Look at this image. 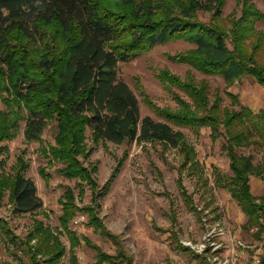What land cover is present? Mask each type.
Returning <instances> with one entry per match:
<instances>
[{
    "label": "trees",
    "instance_id": "16d2710c",
    "mask_svg": "<svg viewBox=\"0 0 264 264\" xmlns=\"http://www.w3.org/2000/svg\"><path fill=\"white\" fill-rule=\"evenodd\" d=\"M248 3L244 0L242 16L226 28L225 0H0V89L6 85L15 97H5L7 110H0V149L4 140L18 134L20 120L26 119L29 139H40L54 120L58 144L45 152L66 163L63 173L67 176L96 185L92 170L79 159L80 154H87L88 129L97 140L160 142L180 148L184 166L199 168L196 149L171 123L198 131L208 127L214 140L225 138L224 148L231 159L232 173L223 175L217 170V183L227 187L246 214L244 226L257 227L262 237L264 193L254 192L251 179L253 175L264 178V107L256 112L246 105L240 109L223 106L219 94L211 98L207 82L185 80L166 68L159 73L162 81L184 89L190 100L176 95L179 107L159 108L168 121H157L141 116L137 95L120 77L121 62L159 43L185 40L195 46L173 55L175 61L223 76L230 86L245 77L264 86V31L256 27L257 21L264 20V12ZM200 11L211 13V20L203 21ZM49 39L52 43H47ZM230 95L234 103H240L237 95ZM23 108L26 115L21 113ZM252 146L263 149L261 162L241 151ZM27 168L20 157L12 173L0 172V204L9 192L19 213L35 212L44 204L36 183L26 175ZM64 207L61 221L71 234L76 260L74 249L81 238L70 227L78 209L72 188L65 194ZM96 207L84 209L89 223L118 245L117 253L111 254L92 244L96 263L134 264L121 236L107 228ZM9 236L13 244L27 247L31 264H65L67 247L45 222L37 220L26 239ZM24 259L17 263L29 264Z\"/></svg>",
    "mask_w": 264,
    "mask_h": 264
},
{
    "label": "rangeland",
    "instance_id": "374dc122",
    "mask_svg": "<svg viewBox=\"0 0 264 264\" xmlns=\"http://www.w3.org/2000/svg\"><path fill=\"white\" fill-rule=\"evenodd\" d=\"M250 3L264 12V0H249ZM243 8L244 0H225L223 25L231 28L232 21L242 16ZM199 14L203 21L211 20V13ZM256 27L264 31V20L257 21ZM44 43L39 45L44 47ZM194 46L185 40L159 43L120 63V77L137 95L142 117L150 115L157 121H168L159 108L179 107L178 94L190 100L184 89L162 81L159 73L166 68L185 80L207 82L211 98L219 94L223 106L240 109L246 105L256 112L264 107V86L255 78L245 77L230 86L223 76L210 75L172 59ZM1 88L0 110L5 111L4 98L15 97L12 90H6V85L1 84ZM230 92L238 96L240 103H234ZM21 113L26 115V110L23 108ZM171 125L182 130L186 142L196 149L199 168L184 166L185 154L180 148L160 142L97 140L88 129L87 154H80L79 159L92 170L96 182L93 185L64 174L66 163L45 152L58 144L56 121L48 124L40 139H29L25 133L26 119L20 120L18 134L2 142L0 172L12 173L23 157L28 164L26 175L36 183L44 204L35 212L19 213L10 201L9 192L5 193L0 204V219L4 221L0 223V264H18L19 258L31 264L27 247L13 244L9 234L26 239L37 220L49 225L66 245L67 253L62 259L65 264H97V251L92 244L116 254L118 245L89 223L90 215L84 209L96 205L107 228L121 236L124 250L134 264H264V233L258 237L257 227L244 226L246 214L227 187L217 183V170L223 175L232 173L225 138L214 140L208 127L198 131ZM241 151L252 154L256 162L263 159L262 148L252 146ZM253 176L254 188L257 191L263 188V194L264 178ZM69 188L73 189L78 206L70 224L81 238L74 249L76 260L71 234L61 221Z\"/></svg>",
    "mask_w": 264,
    "mask_h": 264
},
{
    "label": "crops",
    "instance_id": "0c3cea01",
    "mask_svg": "<svg viewBox=\"0 0 264 264\" xmlns=\"http://www.w3.org/2000/svg\"><path fill=\"white\" fill-rule=\"evenodd\" d=\"M254 177V176H253ZM252 177V179H251V183H252V186H253V178ZM253 190H254V192L257 194V195H261L262 194V192H263V188H261V190L259 189V191H257L255 188H254V186H253ZM233 203H236V202H233Z\"/></svg>",
    "mask_w": 264,
    "mask_h": 264
},
{
    "label": "built area",
    "instance_id": "2783aa9c",
    "mask_svg": "<svg viewBox=\"0 0 264 264\" xmlns=\"http://www.w3.org/2000/svg\"><path fill=\"white\" fill-rule=\"evenodd\" d=\"M219 233H221V232H219Z\"/></svg>",
    "mask_w": 264,
    "mask_h": 264
}]
</instances>
